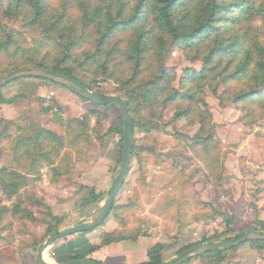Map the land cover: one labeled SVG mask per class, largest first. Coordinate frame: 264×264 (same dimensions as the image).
Here are the masks:
<instances>
[{
    "label": "rangeland",
    "instance_id": "rangeland-1",
    "mask_svg": "<svg viewBox=\"0 0 264 264\" xmlns=\"http://www.w3.org/2000/svg\"><path fill=\"white\" fill-rule=\"evenodd\" d=\"M0 1L3 9H7L9 0ZM65 1L48 0L46 6L55 12L66 7ZM95 2L87 0L86 6L94 9ZM76 6L67 10L71 18L79 20L82 7ZM80 26L73 42L78 46L73 56L75 78L104 97L124 98L123 84L115 76L102 74L94 63L83 62L101 33L97 31L96 35L95 25ZM30 28L23 17L0 23V37L18 34L10 52L0 51V80L21 70L24 55L39 49L35 47L42 38L41 32ZM49 35L58 38L59 32ZM122 37L127 39L125 35ZM17 47L25 48L26 52L16 50ZM168 48L164 66L175 76L171 89L184 91L186 72L201 71L203 62L188 58L175 42H170ZM62 53L60 48H42L35 58L44 63L42 70L51 71ZM195 84L202 95L194 101L188 100L186 106L194 110L193 119L198 117V112L203 118V113H210L211 118H206L210 127L205 135L212 136L211 146H197L200 121L192 124L185 118L175 119L174 103L165 105V102L160 105V111L148 108L146 103H135L134 154L125 183L116 197L114 212L94 232L58 241L46 253L48 261L53 262V253L59 247L66 249L62 257L68 258L71 253H81L100 244V237L110 232L160 237L166 245L163 257L168 264L180 256L185 246L204 238H211L205 244H222L248 232H264V116L255 105L238 110L231 102L223 100L226 103L222 104L225 91L222 80L211 86L209 81ZM0 97L13 101V104L0 101V120L43 125L52 114L60 113V105L64 121L85 118L87 127L88 143L70 150V173L58 183H51V169L43 165L41 173L30 177L12 200L0 185V263L37 264L38 249L51 236L50 228L56 226L57 231L63 232L92 224L101 217L122 168L123 134L113 129L123 132L124 123L116 106L85 101L69 88L36 79L14 81L1 90ZM47 108L52 112H45ZM53 124L60 126L58 134L65 136V128L56 122ZM77 129L79 133L83 131L80 127ZM11 167L12 144L0 141V169ZM15 205L31 213L32 220L15 217ZM224 215L232 219L231 223ZM226 256V264H262L264 245L253 248L243 244ZM207 263L208 260L198 259L191 264Z\"/></svg>",
    "mask_w": 264,
    "mask_h": 264
},
{
    "label": "trees",
    "instance_id": "trees-1",
    "mask_svg": "<svg viewBox=\"0 0 264 264\" xmlns=\"http://www.w3.org/2000/svg\"><path fill=\"white\" fill-rule=\"evenodd\" d=\"M86 1L66 0V7L55 12L46 6L48 0H9L5 10L0 1V23L6 19L23 17L30 29L42 35L35 47L39 49L24 55L19 66L21 70L43 69L44 63L35 56L42 48H60L63 49L62 57L50 70L78 81L73 66L74 51L78 49L73 43L74 36L80 25H95L96 35L98 31L101 37L92 47V52L85 54L83 62L96 64L102 74L115 76L123 84L124 99L128 103L134 129L137 126V111H133L135 103H146L148 108L160 111V105L171 102L177 106L175 119L185 118L192 124L200 121L201 130L197 141L201 145L197 146L209 148L213 138L205 134L210 127L206 120L211 118L210 113H203V118L198 112V117L193 119L194 110L186 106L188 100L194 101L202 95L195 84L199 81H209L211 86L222 80L225 88L222 104L226 103L224 101L231 102L238 110L255 105L264 116V0L261 3L259 0H96L94 9H89ZM76 5L82 7L79 20L71 18L67 10V7ZM53 32H59L58 38L49 35ZM17 35L15 32L0 37V51L10 52ZM170 42L178 44L188 58L203 62L201 71L186 72L184 91L171 89L170 83L175 76L164 66ZM16 50L26 52L23 47H17ZM212 91L217 94L216 90ZM0 101L13 104V101H4L1 97ZM58 109L60 113L52 114L51 121L65 128V136L39 124L24 125L19 121L0 120V141H10L12 144L13 167L10 170L0 169V185L9 200L19 195L31 176L41 173L43 165L51 169V183H58L61 177L70 173V150L88 143V139H85V118L64 121L60 105ZM44 111L52 112L50 108ZM78 127L83 131L79 133ZM113 130L123 134L122 130ZM114 210L113 206L110 216ZM14 216L32 220L31 213L24 211L21 205L14 206ZM224 217L231 223L232 219L227 215ZM55 227L50 228L49 234L57 232ZM139 237L137 233H104L99 245L91 246L81 253H71L68 258L62 257L66 249L59 247L52 258L59 263L86 260L104 264L93 260L91 256L104 246L135 242ZM210 239L204 238L185 246L179 255L194 246L208 243ZM250 245L256 248L264 245V242ZM237 248L216 250L185 264L198 259L208 260L207 264H226V255ZM165 250L164 244L154 245L148 251V260L140 264H168L163 257Z\"/></svg>",
    "mask_w": 264,
    "mask_h": 264
},
{
    "label": "water",
    "instance_id": "water-1",
    "mask_svg": "<svg viewBox=\"0 0 264 264\" xmlns=\"http://www.w3.org/2000/svg\"><path fill=\"white\" fill-rule=\"evenodd\" d=\"M29 78L45 80L69 88L83 100L103 106L114 105L121 112L124 123L122 168L120 170L118 178L113 184L112 190L110 191L107 203L105 205L101 217L97 221L89 225L77 226L63 232L57 231L52 233L51 236L47 239V241L39 247L36 258L37 264H98L96 262L86 260L78 262L59 263L53 259V262H47L44 258V255L51 248H53L58 241H61L65 238L77 234L92 232L96 228L103 225L110 216L111 210L115 204L116 197L125 183L132 162L134 127L131 114L128 108V103L124 98L121 97L101 96L73 78L55 73L53 71L42 69H22L12 72L7 77L0 80V90L9 85L10 83H13L14 81ZM253 242H264V232H248L245 235L229 243L203 244L194 246L185 251L170 264H185L186 262L192 259L199 258L216 250L236 248L243 244H250Z\"/></svg>",
    "mask_w": 264,
    "mask_h": 264
},
{
    "label": "crops",
    "instance_id": "crops-1",
    "mask_svg": "<svg viewBox=\"0 0 264 264\" xmlns=\"http://www.w3.org/2000/svg\"><path fill=\"white\" fill-rule=\"evenodd\" d=\"M51 117L52 116L48 117V121L44 122L43 126H45L49 130L61 133V131L58 130L60 126L57 125L58 127H54V124L51 121ZM10 169L11 168H8V170ZM42 170L43 169H41V171ZM106 231L110 232V230ZM92 241H96V239ZM156 244L165 243L160 239V237L154 236L152 234H144L143 236L139 237L135 242L126 241L110 246H104L100 250L95 252L91 256V258L104 264H140L148 260V251L151 247ZM96 245L99 244L96 243L93 246Z\"/></svg>",
    "mask_w": 264,
    "mask_h": 264
},
{
    "label": "bare ground",
    "instance_id": "bare-ground-1",
    "mask_svg": "<svg viewBox=\"0 0 264 264\" xmlns=\"http://www.w3.org/2000/svg\"><path fill=\"white\" fill-rule=\"evenodd\" d=\"M44 258H45V260H46L47 262H50V261H48V260L46 259V253H45V255H44Z\"/></svg>",
    "mask_w": 264,
    "mask_h": 264
}]
</instances>
